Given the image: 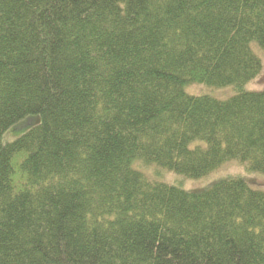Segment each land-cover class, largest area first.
Wrapping results in <instances>:
<instances>
[{"label":"trees","instance_id":"1","mask_svg":"<svg viewBox=\"0 0 264 264\" xmlns=\"http://www.w3.org/2000/svg\"><path fill=\"white\" fill-rule=\"evenodd\" d=\"M253 44L264 0H0V264H264L263 190L142 172L264 175Z\"/></svg>","mask_w":264,"mask_h":264},{"label":"rangeland","instance_id":"2","mask_svg":"<svg viewBox=\"0 0 264 264\" xmlns=\"http://www.w3.org/2000/svg\"><path fill=\"white\" fill-rule=\"evenodd\" d=\"M253 50L261 59L263 69L261 74L253 81L247 83L243 89L249 92H262L264 91V51H262L255 44H253ZM186 92L195 96H210L221 101H226L236 95L239 92V89L235 87L218 89L197 84L187 87ZM38 122L39 117L26 118L9 129V131L4 136V141H15L17 138L36 126ZM142 172L152 181L181 186L188 191L199 192L206 190L218 181L231 177H240L245 180L252 188L264 191V175L249 173L246 170V167L237 161H232L225 164L219 170L201 180L186 179L183 176L155 166L148 167L147 169L142 170Z\"/></svg>","mask_w":264,"mask_h":264}]
</instances>
